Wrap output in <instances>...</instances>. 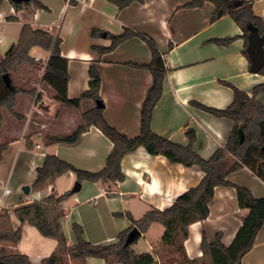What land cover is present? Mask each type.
<instances>
[{
    "label": "crops",
    "instance_id": "1",
    "mask_svg": "<svg viewBox=\"0 0 264 264\" xmlns=\"http://www.w3.org/2000/svg\"><path fill=\"white\" fill-rule=\"evenodd\" d=\"M37 1L43 8L28 3L15 8L10 0L0 2V26H14L21 32L23 25L28 24L61 39V57L69 62L67 93L70 99L89 90V69L95 64L102 80L100 97L105 106L104 116L111 126L129 138L137 137L141 132V109L153 78L147 70L127 64H149L151 52L143 40L132 37L114 51L99 54L95 47H110L112 42L99 35L93 36L94 30L120 35L125 27H129L156 41L165 54L169 72L164 80L162 97L153 112L152 130L174 143L187 145L186 132L194 129L197 135L194 150L206 160L227 144L234 124L230 119L203 111L194 103L225 109L234 99L232 88L225 83L249 96L256 86L264 84V76L250 70L249 58L243 53L246 47L241 37L243 32L234 20L225 16L211 22L215 9L212 3H206L203 8H188L184 6L191 0H144L121 9L109 0ZM254 12L264 21V0L254 4ZM230 38L235 40L227 46L214 43L216 39ZM38 52L45 54L39 57L41 61L50 57V52L39 48H34L31 55L37 57ZM41 77L42 73L40 89L36 91L41 102L36 98L30 101L28 97H21L17 103V108L20 104L22 109L17 112L32 118L26 119L24 124H14L11 115L7 120L11 125L8 139L13 140L0 158V185L7 186L12 192L2 196L0 188V210L32 204L52 192L59 195L71 192L77 181L73 173L59 178L54 184L32 187L37 179V169L44 164L47 155L56 156L77 169L97 173L105 167L113 148L96 127H91L74 145H47L43 140L47 134H69L81 124L83 113L96 108V102L85 100L80 109L64 108L54 99ZM258 100L264 104V93ZM31 124L36 129L31 131ZM121 166L125 179L116 184L113 196L107 195L101 183L84 182L80 194H72L66 199L63 207L68 215L63 219V228L68 245L76 240L74 224L83 227L84 238L94 245L116 243L118 235L132 225L120 214L129 213L139 220L151 209L165 210L190 188L198 186L204 177L199 166L172 163L164 156L149 154L144 147L127 154ZM228 179L248 188L254 197L264 198V182L248 168L231 174ZM26 186L30 187L29 194L21 190ZM247 214L248 210L239 207L234 188H216L207 219L189 228L185 242L188 258L202 256L203 235L213 242L220 234L223 244L230 246L242 225V217ZM11 222L15 230L21 226L13 214ZM164 232L162 225L154 224L141 236L144 238L143 252H137L132 245L131 248L137 254L152 253L155 264H162L160 251L165 248L162 245ZM0 247L8 254L27 255L31 264L33 259L41 263L51 256L57 242L41 236L36 228L26 224L17 246L4 243ZM86 264H105V261L88 258ZM241 264H264V226Z\"/></svg>",
    "mask_w": 264,
    "mask_h": 264
},
{
    "label": "trees",
    "instance_id": "2",
    "mask_svg": "<svg viewBox=\"0 0 264 264\" xmlns=\"http://www.w3.org/2000/svg\"><path fill=\"white\" fill-rule=\"evenodd\" d=\"M3 0H0L2 2ZM15 8H20L24 3L16 4L10 0ZM119 8H125L134 2L143 3L144 0H109ZM259 0H191L184 7L203 8L206 3H212L215 7L211 22H217L225 16H230L242 30L241 37L245 40L246 51L248 45L249 28L258 30L264 40V21L254 12V4ZM28 4H34L43 8L37 0H31ZM15 19V18H13ZM93 36L99 35L111 40L110 47H95L99 54L114 51L119 45L132 37L143 40L151 52L149 64L128 63L127 65L147 70L153 78L152 85L146 95L141 109V132L137 137L129 138L111 126L104 116L103 108H94L81 115V124L69 134L49 133L44 137L47 145L76 144L91 127L99 129L113 144L105 167L92 173L75 168L73 165L53 155H47L44 164L37 169V179L33 188H40L46 183L54 184L59 178L73 173L77 182L101 183L105 186L107 195L115 194L114 187L125 179L122 171V160L129 154L144 147L153 156H164L172 163L184 166H199L204 172L200 184L190 188L165 210L151 209L141 219L135 220L131 214L126 216L132 223L131 227L118 235V241L110 245H94L84 238L83 227L73 225L75 243L68 245L63 219L68 211L63 207L64 202L72 194L67 192L59 195L52 192L49 196L34 201L32 204L13 210H0V245L10 243L17 246L23 237V226L29 225L37 229L41 236L55 240L57 248L51 256L42 260L41 264H86L88 258H99L105 264H155V256L152 253L137 254L132 248L125 247L129 233L137 228L142 234L147 233L154 224H160L165 232L162 245L173 249L178 254L176 264H241L242 259L251 251L259 231L264 226V198H256L245 187L233 184L229 176L243 168H248L257 178L264 182V104L258 97L264 93V84L254 88L252 96L238 89L232 84L225 83L232 88L234 99L225 109L207 107L200 103H194L198 108L218 118H227L233 121V129L224 147L219 148L208 160L198 155L194 146L197 141L196 131L192 128L186 132L187 145L174 143L152 130L151 121L153 112L163 94L164 80L169 69L166 66L165 54L160 50L156 41L145 33L129 27L124 28L120 35H112L107 32L94 30ZM235 38L216 39L214 43L219 46L231 44ZM61 39L52 33L42 29H34L30 25H23L19 39L6 53L0 57V129L3 124V112L7 110L11 116L22 120L23 115L17 112L18 96L25 91L18 87L14 78L17 75H33L41 69V62L35 61L31 55L34 48L50 52V58L41 77V81L50 90L54 99L64 108L80 109L82 102L92 100L100 101L101 76L95 64L89 69V90L82 93L76 99L68 97L69 83L68 60L61 57ZM9 74L15 92L8 89L3 81V75ZM264 76V68L260 71ZM29 94L41 102V97L36 91ZM104 104V103H103ZM242 129L245 140L240 143L237 131ZM13 139L0 141V158L4 150ZM218 187L234 188L239 207L248 210V214L242 217V225L230 246H225L222 236L217 235L215 241L209 242L203 235L201 249L202 256L189 259L185 249V242L189 237V228L198 222H202L209 216V204L215 196ZM19 220L21 226L14 229L11 216ZM172 251V250H171ZM0 264H30L29 257L24 254H8L4 247H0Z\"/></svg>",
    "mask_w": 264,
    "mask_h": 264
},
{
    "label": "rangeland",
    "instance_id": "3",
    "mask_svg": "<svg viewBox=\"0 0 264 264\" xmlns=\"http://www.w3.org/2000/svg\"><path fill=\"white\" fill-rule=\"evenodd\" d=\"M19 32L20 31H18V28H15L14 26H7V25L0 26V39L4 40V43H0V57H4L6 55V53L8 52V50L10 49V47L12 46V44L14 42H17V39L19 36L18 34H20ZM35 55L37 57H44L45 56L44 53H39V52L36 53ZM42 67L43 66L41 64V69L37 70L33 75H17V74H14V78H15L17 86L22 88L25 91L24 93H22L18 96V99H20L21 97H28V99H30V101L33 99V97L29 94V92L33 91V90L38 91L40 89V86H39L40 75H41L42 70L44 69ZM28 105H29V103H28ZM20 107L21 106L19 104V106L17 108L19 110V112H20V110H22ZM9 117H10V113L7 110H5L3 113V123L5 124V126L3 125V127L0 131V139H2L0 141H4V140L9 138L8 135H10L9 133L11 132V125L7 121L9 119ZM11 117L13 119L12 121L14 124L16 122H18L19 124H24L26 119L32 118L31 115L28 118L26 117V115H23L22 120L17 119L13 116H11ZM35 118L36 117H34L33 119H35ZM35 127H36L35 125L31 124L30 130L31 131L34 130ZM78 194H80V193H78ZM143 245H144V238L140 237L135 243L132 244V247L134 249H136L137 252H143L142 250H144V249H143V247H141ZM160 254H161L162 264H175L174 262L177 261V259L179 257L178 254L173 253V249H168L166 247L160 251ZM31 264H41V263L37 259H33Z\"/></svg>",
    "mask_w": 264,
    "mask_h": 264
},
{
    "label": "water",
    "instance_id": "4",
    "mask_svg": "<svg viewBox=\"0 0 264 264\" xmlns=\"http://www.w3.org/2000/svg\"><path fill=\"white\" fill-rule=\"evenodd\" d=\"M12 2L16 4L21 3H30L31 0H12ZM248 58L250 61V70L255 74H259L260 71L264 68V40L260 36L258 30L254 27L249 28V35H248V45L246 48ZM3 81L6 87L13 92H15V88L12 84V80L9 74L3 75ZM104 104L100 101L96 102L97 108H103ZM237 135L239 138L240 143H243L245 140V135L242 129L237 131ZM262 152L264 153V147L262 148ZM82 184L76 182L73 189L71 190V194H76L81 191ZM23 192L25 194L30 193V187L26 186L23 187ZM142 233L137 229H133L125 242V247H130L133 243H135L140 237Z\"/></svg>",
    "mask_w": 264,
    "mask_h": 264
},
{
    "label": "built area",
    "instance_id": "5",
    "mask_svg": "<svg viewBox=\"0 0 264 264\" xmlns=\"http://www.w3.org/2000/svg\"><path fill=\"white\" fill-rule=\"evenodd\" d=\"M0 42H2V39H0ZM35 58V61H37V62H41L42 63V68H46V66H47V63H48V60H49V58L48 59H46L45 61H41V59L39 58V57H34ZM44 69L42 70V74H43V72H44ZM37 147H39V145H37ZM0 188L2 189V196H7V195H9V194H11V189H9L7 186H5V185H0Z\"/></svg>",
    "mask_w": 264,
    "mask_h": 264
}]
</instances>
